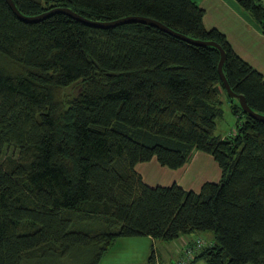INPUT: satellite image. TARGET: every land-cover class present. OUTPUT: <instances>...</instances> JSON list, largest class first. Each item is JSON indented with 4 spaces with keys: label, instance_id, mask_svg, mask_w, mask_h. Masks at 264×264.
Masks as SVG:
<instances>
[{
    "label": "trees",
    "instance_id": "16d2710c",
    "mask_svg": "<svg viewBox=\"0 0 264 264\" xmlns=\"http://www.w3.org/2000/svg\"><path fill=\"white\" fill-rule=\"evenodd\" d=\"M237 1L264 33L263 0ZM13 2L26 16L57 8L94 21L141 16L216 42L231 89L264 115V76L205 28L196 0ZM219 60L217 48L153 25L103 29L60 11L26 23L0 0V264L73 248L100 264L119 239L190 233L212 242L189 264H264V122L227 94ZM223 95L237 117L229 136L215 132ZM195 151L221 169L198 192L150 186L135 169L153 158L179 169ZM157 256L152 248L145 264Z\"/></svg>",
    "mask_w": 264,
    "mask_h": 264
},
{
    "label": "crops",
    "instance_id": "0c3cea01",
    "mask_svg": "<svg viewBox=\"0 0 264 264\" xmlns=\"http://www.w3.org/2000/svg\"><path fill=\"white\" fill-rule=\"evenodd\" d=\"M196 1L204 9L203 24L205 28H215L222 32L234 51L264 76V33L250 13L243 9L237 0ZM197 158H199L198 162L195 161ZM135 168L141 174L144 182L152 184V181L156 180L161 186L176 182L184 189L195 192L200 190L203 183L218 182L221 178V169L217 162L211 155L201 151H195L193 158L179 169L168 170L169 168L161 166L155 158L138 163ZM155 170L159 172L157 179L149 175L150 171ZM141 241L147 245L155 246L157 240L151 237L122 238L115 242L109 253L120 252L121 249L125 250ZM186 246L185 242L180 254ZM158 256L157 264H161L160 253Z\"/></svg>",
    "mask_w": 264,
    "mask_h": 264
},
{
    "label": "rangeland",
    "instance_id": "374dc122",
    "mask_svg": "<svg viewBox=\"0 0 264 264\" xmlns=\"http://www.w3.org/2000/svg\"><path fill=\"white\" fill-rule=\"evenodd\" d=\"M222 100L223 115L221 118L217 119V129L215 132L218 135L222 136L233 135L237 131V117L231 112L229 101L226 99L225 95L222 96ZM191 158H193V156ZM195 161L198 162L199 158H197V160ZM149 175L157 179L159 177V172L157 170L150 171ZM152 182V184H149L147 182L145 183L150 186L161 185L156 180H153ZM198 240L202 242V246L197 249L202 250L206 247L207 244L212 242V235L209 233H190L188 235L182 236L181 239H177L171 242L157 240L155 246H152L150 244L147 245L144 241H141L140 243L130 246L125 250L121 249L120 252H108L101 259L100 264H144L153 247L155 251L158 254L160 253L161 255V264H171L179 257H181L182 254L180 253L184 247L185 242L188 247L193 248L197 245ZM197 249L193 251L192 258L196 254ZM26 264H90V259L88 257V253L85 252V250L81 248H73L64 256H47L43 257L38 262H36L35 260H28ZM195 264H206V261L205 259H200Z\"/></svg>",
    "mask_w": 264,
    "mask_h": 264
},
{
    "label": "water",
    "instance_id": "95a60500",
    "mask_svg": "<svg viewBox=\"0 0 264 264\" xmlns=\"http://www.w3.org/2000/svg\"><path fill=\"white\" fill-rule=\"evenodd\" d=\"M6 2L8 3L9 7L11 8V10L13 11V13L23 22L26 23H35V22H39L41 20H43L44 18L48 17L50 14H52L53 12H64L67 15H69L70 17L74 18L75 20H78L80 22H82L85 25L88 26H92V27H98V28H103V29H107V28H111V27H116L122 24H127V23H132V22H138V23H144V24H148V25H153L156 26L158 28H160L161 30L179 38L182 40H185L189 43L192 44H196V45H211L215 48H217L219 50L220 53V60L218 63V72L220 75V78L224 84L225 90L227 92V94L232 98V99H238L239 104L242 108V110L244 112H246L248 115L260 120L264 122V115L257 113L255 111H253L248 104L246 103V100L244 98L243 95H238L235 92H233V90L231 89L227 78L224 74L223 71V65L226 59V54L224 49L216 42L213 41H208V42H202L199 40H194L192 38H189L183 34H180L178 32H175L173 30H171L170 28H168L167 26L163 25L161 22H158L156 20L150 19V18H146V17H141V16H127V17H123V18H119L113 21H94V20H90L87 19L73 11H71L70 9L67 8H57V9H53L50 11H47L45 13H42L40 15H36V16H26L23 15L16 7L15 3L13 2V0H6Z\"/></svg>",
    "mask_w": 264,
    "mask_h": 264
},
{
    "label": "built area",
    "instance_id": "2783aa9c",
    "mask_svg": "<svg viewBox=\"0 0 264 264\" xmlns=\"http://www.w3.org/2000/svg\"><path fill=\"white\" fill-rule=\"evenodd\" d=\"M202 246V242L201 241H197V245L193 248H187L186 251H185V255L180 258L177 262H175V264H187L189 263V261L191 260L192 258V255H193V251L199 247Z\"/></svg>",
    "mask_w": 264,
    "mask_h": 264
}]
</instances>
